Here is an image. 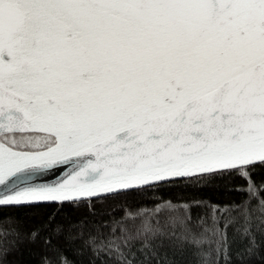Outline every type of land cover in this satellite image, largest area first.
<instances>
[{"label":"snow or ice","instance_id":"obj_1","mask_svg":"<svg viewBox=\"0 0 264 264\" xmlns=\"http://www.w3.org/2000/svg\"><path fill=\"white\" fill-rule=\"evenodd\" d=\"M257 165L264 0H0V217L42 246L40 264H74L64 245L77 240L81 254L117 264L264 259ZM172 181L247 195L209 201L208 215L163 198L111 222L61 214L65 203ZM45 204L54 210L23 230L3 211ZM12 250L0 247V260Z\"/></svg>","mask_w":264,"mask_h":264},{"label":"trees","instance_id":"obj_2","mask_svg":"<svg viewBox=\"0 0 264 264\" xmlns=\"http://www.w3.org/2000/svg\"><path fill=\"white\" fill-rule=\"evenodd\" d=\"M254 179L259 182L264 180V166L257 165L253 172ZM237 183L247 187L246 182L239 179ZM246 192L227 191L225 186L219 182H208L205 186H194L193 183H185L184 181H172L164 184L153 185V190H146L142 194L137 192L120 193L119 195H102L97 199L84 198L83 202L73 201L65 203L61 214H67L73 218H87L89 225L102 221L118 220L125 214L126 211H137L147 209L154 211L152 205L159 203L156 198H163L165 201H185L191 200L193 203H199V208H193V212H198L202 215H208L210 209L206 206L210 201L212 203L228 202L230 199L246 196ZM52 204L39 205L34 208H19V209H4V212L18 213L23 223L21 229L31 228L38 224L46 214L54 210ZM95 213V215H92ZM142 214H147L142 212ZM172 212L161 213V216L171 215ZM138 223V221H136ZM133 223V221H129ZM14 225L9 224L3 217H0V247H11L7 256L0 260V264H40V254L44 251L42 246L37 243H29L27 240L21 241L19 238L9 234V230ZM99 239L107 241L111 239L113 233L108 228H97L94 230ZM119 235V233H116ZM258 242L261 245V252L264 253V235L257 233ZM12 242V243H10ZM80 241H75L74 244L64 245V251L67 258L74 264H117L118 257L115 255L109 256L104 252L94 255L88 251L83 254L79 251ZM244 242L239 245H234V248L243 247ZM14 245H18L15 247ZM51 255V252H49ZM238 264V262H234ZM248 264H264V259L259 257L251 260Z\"/></svg>","mask_w":264,"mask_h":264}]
</instances>
